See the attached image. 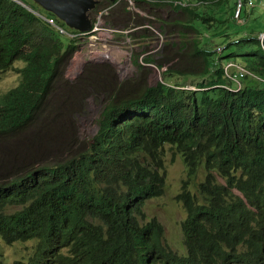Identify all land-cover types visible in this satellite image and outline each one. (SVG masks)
Listing matches in <instances>:
<instances>
[{"label": "trees", "instance_id": "trees-1", "mask_svg": "<svg viewBox=\"0 0 264 264\" xmlns=\"http://www.w3.org/2000/svg\"><path fill=\"white\" fill-rule=\"evenodd\" d=\"M19 1L24 5L0 0V75L18 61L25 64L18 86L0 95V145L16 144L0 155V166H9L0 179V237L7 244L37 243L31 257L16 264H264L262 42H230L228 28L219 27L225 22L212 14L147 0L188 14L199 39L193 50L186 43L180 49L205 59L201 74L172 68L156 85L119 83L110 65H101L69 83L63 78L67 60L79 48V39L69 36L79 32L34 0ZM216 37L237 50L213 58ZM230 61L251 73L241 77L239 92L226 88L234 87L224 75ZM144 62L140 71L169 63ZM175 76L192 80L195 89L173 82ZM57 87L64 91L61 103L53 96ZM90 101L101 107L98 130L80 141L75 124ZM53 125L66 127L53 136ZM24 132L33 137L24 153L41 160L23 159L16 170ZM166 147L186 166L176 197L187 213L184 255L170 248L164 227L144 212L147 200L164 194L165 175L147 178L144 171L149 165L165 170ZM202 168L197 196L189 188Z\"/></svg>", "mask_w": 264, "mask_h": 264}, {"label": "rangeland", "instance_id": "rangeland-1", "mask_svg": "<svg viewBox=\"0 0 264 264\" xmlns=\"http://www.w3.org/2000/svg\"><path fill=\"white\" fill-rule=\"evenodd\" d=\"M95 1L97 2L96 7L87 14V17L93 22L94 26L97 24L95 29L98 28V30L88 35L84 33L82 38H79V48L73 56L68 58L66 72L64 70L65 75H63V78L66 82L76 83L89 67L101 65H110L119 83L127 81V83H131L139 79L147 85H156L158 82H162V74L165 70L175 68L180 71L201 74V69L205 68L207 62L204 61V58L201 59L193 55L192 51L188 55L186 50L182 51L180 49L186 43L188 48L193 50L195 48V46L193 47L194 40L199 39V36L191 31L190 26L192 23L187 24L189 16L185 11L174 9L168 2L156 6L147 0L139 3L135 0H119L112 6L109 4V0ZM171 1H174L175 6L182 4L223 20L225 23L219 25V27L228 28L226 30L228 35L231 36L229 37L230 42H238V40L246 37L257 38L260 41L262 39L261 34L264 33V0H248L247 3L241 0L244 3L241 9L239 7L240 0H224L220 3H216V0H205L209 4L200 3L199 0ZM196 21H193V24ZM67 27L71 29L69 26ZM214 27L217 28L216 30L221 29ZM179 31L185 33L186 38L179 36ZM215 36H218V33ZM69 37L72 38L73 36L70 35ZM214 39L213 48H217V50L214 51L212 57L215 59L227 56L237 50L236 45L225 48L227 44L224 43L223 38L216 37ZM262 47L264 48L263 45ZM108 49L110 51L106 52ZM105 54L106 57L104 58L102 55ZM145 58H152L154 61L165 63L168 61L169 63L161 69L157 65L151 64L148 65L150 70L142 69L140 71L139 65L144 67L147 65L144 62ZM24 65V62L18 61L12 69L0 75V95L18 86L21 79L20 70ZM215 66H218L216 62ZM223 67L225 77L234 83L233 88H226L232 92H239L243 89L241 77H246L247 74L238 73L233 70L230 64L223 65ZM171 79L173 82L186 83L187 87L194 88L191 86L192 80L187 81L182 76H175ZM53 96H55L57 103H61L63 102L64 91L57 87ZM88 100H92V98ZM103 105L104 103H102ZM100 112L101 107L95 101H90L86 115L79 118L75 124L81 134L78 137L80 141H88L97 133L96 121L100 116ZM62 129L58 125H53V136L58 135ZM23 134L20 143L23 152L17 161L16 170L23 167V159L28 164L32 160L35 162L41 160L40 155L32 158L30 154L24 153V149L29 143L30 150L33 137L28 132ZM15 145V143L0 145V155L7 154V150H11ZM166 150L165 170L158 171L155 170L153 165H149L148 169L144 171L147 178L159 177V179H164L163 176L165 175L166 180H164L165 191L163 196L147 200L144 205V212L148 221L157 219L160 225L164 227L165 240L170 248L184 255L187 250L182 224L187 217V213L183 205L176 200V197L181 193L183 181L186 179V166L184 158L180 154H177L170 147H166ZM160 157L163 159V153L160 154ZM7 163L10 164V161ZM8 167L0 166V179L3 177V171ZM204 179L205 171L202 168L190 184L189 189L194 195L198 196V186ZM36 243V241H30L7 244L0 237L1 264L26 262L34 253Z\"/></svg>", "mask_w": 264, "mask_h": 264}, {"label": "water", "instance_id": "water-1", "mask_svg": "<svg viewBox=\"0 0 264 264\" xmlns=\"http://www.w3.org/2000/svg\"><path fill=\"white\" fill-rule=\"evenodd\" d=\"M44 10L53 13L70 28L79 32L90 30L92 22L87 14L94 10L95 0H34ZM115 2L116 0H109ZM23 4V3H21ZM24 5V4H23Z\"/></svg>", "mask_w": 264, "mask_h": 264}, {"label": "bare ground", "instance_id": "bare-ground-1", "mask_svg": "<svg viewBox=\"0 0 264 264\" xmlns=\"http://www.w3.org/2000/svg\"><path fill=\"white\" fill-rule=\"evenodd\" d=\"M15 1H17V2H19V3H23V2H21V1H19V0H15ZM251 2V1H250ZM252 3V2H251ZM253 4V3H252ZM242 6H243V2L240 0V2H239V7H240V9L242 8ZM62 21V20H61ZM50 23L52 22V21H49ZM92 24H93V22H92ZM96 25L97 24H95V26H94V24L92 25V27H91V29L90 30H88V31H86V35H88V34H90V33H94L95 31H97L98 30V28L97 29H95L96 28ZM57 26V25H56ZM58 27V26H57ZM60 30H61V32H65L62 28H60V27H58ZM106 32H107V30H105ZM79 32V31H78ZM85 32H82V33H78V34H76V35H72L71 34V36H73V37H76L77 39H79V38H82V36L80 35V34H84ZM110 51V49H108L106 52H109ZM105 52V53H106ZM104 58L106 57V54L105 55H102ZM229 64H232V66L231 67H233V70H235V71H237L238 73H242V74H247V76H251V73L246 69V68H244V67H242L241 65H239V64H236V63H234V62H228V65ZM230 70H232V68H230ZM187 89H190V87H188ZM191 89H195V88H191Z\"/></svg>", "mask_w": 264, "mask_h": 264}, {"label": "built area", "instance_id": "built-area-1", "mask_svg": "<svg viewBox=\"0 0 264 264\" xmlns=\"http://www.w3.org/2000/svg\"><path fill=\"white\" fill-rule=\"evenodd\" d=\"M82 36V34H80ZM262 41L264 42V35L262 36ZM230 66H232V64H230Z\"/></svg>", "mask_w": 264, "mask_h": 264}, {"label": "clouds", "instance_id": "clouds-1", "mask_svg": "<svg viewBox=\"0 0 264 264\" xmlns=\"http://www.w3.org/2000/svg\"><path fill=\"white\" fill-rule=\"evenodd\" d=\"M261 35L263 36V35H264V33H262ZM261 42H262V45L264 46V42L262 41V39H261Z\"/></svg>", "mask_w": 264, "mask_h": 264}, {"label": "crops", "instance_id": "crops-1", "mask_svg": "<svg viewBox=\"0 0 264 264\" xmlns=\"http://www.w3.org/2000/svg\"><path fill=\"white\" fill-rule=\"evenodd\" d=\"M243 6H244V3H243ZM254 6V5H253Z\"/></svg>", "mask_w": 264, "mask_h": 264}]
</instances>
